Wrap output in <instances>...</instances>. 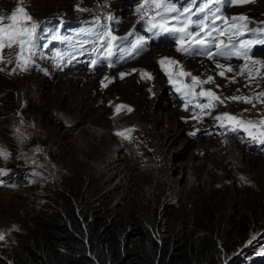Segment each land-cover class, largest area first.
Instances as JSON below:
<instances>
[{
	"label": "rangeland",
	"instance_id": "1",
	"mask_svg": "<svg viewBox=\"0 0 264 264\" xmlns=\"http://www.w3.org/2000/svg\"><path fill=\"white\" fill-rule=\"evenodd\" d=\"M166 2L177 9H192L191 14L165 15H180L181 21L190 24L189 32L203 25L197 39L211 43L196 49L194 40L186 36V48L210 55H187L177 51L179 45L148 43L144 34L151 26L148 21L159 17L155 6L145 0H136L133 6L117 0H24L23 4L0 0V26L10 24L8 17L24 7L36 24L35 33L46 24L58 23L40 37L46 40L43 44L65 36L68 49L58 53L47 47L44 58L34 59L37 68L48 69L45 76L17 72L19 65L7 62L21 57L19 48L0 49V90L8 87L12 96L7 101L15 106L13 114L0 117V260L27 240L35 216L69 201L96 227L117 229L131 245L144 244L147 233L162 245L181 238L198 241L206 234L218 251L216 255L205 253L204 264H214L212 259L215 264H264V145L253 141L255 156L233 144L243 162L236 166L229 154L222 153V160L214 158V152H227L228 147L199 136L188 137L193 125L183 127L175 140L169 138L171 124L185 117L197 119L203 113L215 127L228 123L227 118L216 119L221 111L257 125L264 119V44L254 43L248 57L216 54L220 41L264 38V0H207L210 10L203 12L199 8L205 0ZM142 4L144 10L137 12ZM130 23L132 33H142L144 48L129 61L112 65V72L107 71L112 77L97 76L106 71L93 65L95 54L105 49L102 41L108 37L104 34L120 38ZM168 24L179 26L171 19ZM156 47L170 50L169 54L155 55L160 51ZM237 50L243 52L239 45L233 52ZM164 57L178 63L166 61L162 66L159 61ZM198 57L199 61L192 59ZM141 61L152 68L138 65ZM168 66L175 68L166 77V88L173 94L168 99L174 103L165 106L164 98L156 96L162 93V82L153 93L148 82L161 78L160 72ZM69 72L89 73L92 83H80L77 77L79 82L73 83ZM192 77L198 78L194 87ZM209 77L210 82L201 83ZM208 91L219 99L201 95ZM2 104L0 100V112ZM144 104L146 115L153 118L145 119ZM172 116L176 121L171 122ZM148 134L156 138L154 145L147 141ZM159 147L177 168L171 172L177 191L161 183ZM188 161L195 170L188 167L181 173V165ZM10 176L16 177L11 186L5 183Z\"/></svg>",
	"mask_w": 264,
	"mask_h": 264
},
{
	"label": "trees",
	"instance_id": "2",
	"mask_svg": "<svg viewBox=\"0 0 264 264\" xmlns=\"http://www.w3.org/2000/svg\"><path fill=\"white\" fill-rule=\"evenodd\" d=\"M0 91L5 118L15 106L7 101L8 87ZM63 206L35 216L27 240L0 264H204L205 253L218 251L206 234L198 241L181 238L162 245L147 233L144 244L131 245L117 229L96 227L71 202Z\"/></svg>",
	"mask_w": 264,
	"mask_h": 264
},
{
	"label": "snow or ice",
	"instance_id": "3",
	"mask_svg": "<svg viewBox=\"0 0 264 264\" xmlns=\"http://www.w3.org/2000/svg\"><path fill=\"white\" fill-rule=\"evenodd\" d=\"M21 4L24 3V0H19ZM219 2V0H217ZM230 2H239L244 3L247 2V0H230ZM145 4H151L154 5L157 9L155 16L159 17V20H155V18L150 19L148 23L151 25L148 28L149 32H153L154 29H158L160 33H184L185 36L191 37L195 42V48L200 49L201 46L207 47L208 44L211 43L210 40L206 39H197L199 36L200 31H204V26L200 25V28L197 32H189L188 29V23L180 20V15L168 17L165 14L166 13H180L181 15L185 12L191 14L192 9L184 8V9H177L176 6L172 3L166 2V0H145ZM144 4H142L140 7L137 8V12H142L144 10ZM205 9L210 10V5L205 0L204 7H200L199 11L203 12ZM219 11V9H217ZM23 18V23H20V19ZM8 19L11 21L10 24L6 26H0V49H3L5 47L11 49L14 46L19 48V53L21 56L30 49V47H35L34 44V33L36 29V24L32 22V17L30 14H28L25 11L24 7H19L13 11V13L8 17ZM111 19V17H110ZM169 19L174 20L177 25L179 26H169L168 22ZM235 20L236 18H232ZM240 19H245V17H240ZM0 20H3V17H0ZM235 27V25H233ZM221 33H223V30H220ZM237 32L239 33V29H237ZM155 34V33H154ZM104 35H107L108 39L106 41H102V46L108 50L113 47V42L118 39L123 38H117L116 36L111 35V33H106ZM207 37H211V31H208L206 33ZM183 39L184 37H181V43L182 46L177 49V51L184 52L187 55H194V54H209V53H201L200 51L189 50V48L183 47ZM261 43L264 44V39H260L259 41H229V44H224L223 41H220L216 47L218 48L217 55L220 56H231L233 54L235 55H242L245 57H248V53L250 48L254 43ZM146 43V41L139 37L136 40L135 45H133L134 48H141V46ZM237 45H239L240 49H243V52H240L237 50L235 53L233 52V49L237 48ZM108 55L111 56V51L108 52ZM210 55V54H209ZM250 58V57H249ZM169 64H177L178 62L175 60H172L168 57L162 58L159 63L163 66L165 62ZM28 62L27 58H24V63L26 64ZM95 64V61H93ZM253 63H261L260 61H253ZM218 67L223 68L224 65H218ZM228 71H231V69H228ZM123 73H121V77H123ZM147 75V74H145ZM183 75H191L190 73H183ZM220 75H224L223 72L220 73ZM150 78V77H149ZM193 79V87L195 86V82L197 81V77H192ZM212 80V77L208 78V81H201V83H207ZM179 91V89H177ZM201 95H207V96H214V93L211 91L207 93H201ZM262 96H264V93H261ZM216 99H219L216 97ZM232 99H245L247 98H241V97H233ZM222 102V101H221ZM250 102V101H248ZM200 107H208V105H200ZM223 118H227L229 120H235L236 118L233 116H230L229 114L225 113L223 114V117L217 116V120H222ZM238 124L244 125L243 130L247 132L248 136L253 141H258L260 144L264 145V119L258 122L257 124H254L252 121L243 122V121H237ZM237 129L233 128L232 131L235 132ZM117 135H123V133H117ZM190 135H195V133H191ZM6 158V153L4 154ZM0 239H3L2 236H0Z\"/></svg>",
	"mask_w": 264,
	"mask_h": 264
},
{
	"label": "bare ground",
	"instance_id": "4",
	"mask_svg": "<svg viewBox=\"0 0 264 264\" xmlns=\"http://www.w3.org/2000/svg\"><path fill=\"white\" fill-rule=\"evenodd\" d=\"M125 27H126V24H124V27H123V29L125 30ZM129 30H126L125 32L127 33V34H129V35H131L132 36V40L136 37V38H139V37H142V33H132L131 32V30H132V28H133V26H132V23H130V25H129ZM130 31V32H129ZM143 38V37H142ZM157 48V47H156ZM156 48H153L152 50H153V53H155L154 52V50L156 49ZM158 50H160V51H158L157 53H155V55H158V56H160L161 54H163L164 53V55H168L169 53H168V51H170V50H168V51H165V49L166 48H163V49H161V48H157ZM154 55V54H153ZM193 60H195V61H199L200 60V58L198 57V58H192ZM148 62V60H145V62ZM145 62L144 61H141L138 65H140V66H142V67H150V68H152L151 66H150V64L148 63V64H145ZM102 68L103 69H105L106 71L104 72V71H102V72H99V74L97 75V76H102V75H105V76H110V77H112L113 75L111 74V73H109V72H112L111 70V65H105V64H103L102 65ZM149 68V69H150ZM174 69L175 68H173V66H168L167 67V69H163V71L162 72H160L161 73V78H159V77H156L155 78V80L154 81H150V82H148V84L150 85V92H155V90H156V88L157 87H159L160 86V82H162V84L161 85H163V88H161L162 89V93H161V95H158V94H156V96H159V98H164V105L166 106L167 104H172V103H174L173 101H170L168 98H170V96L171 95H173L172 94V91H171V89L170 90H168L167 88H166V85H169V83L167 82V80H166V77H169L170 76V74L171 73H173L174 72ZM67 71H70L69 69H67L66 70V72ZM107 71H109V72H107ZM165 72V73H164ZM69 74H70V76L71 77H73L74 76V78L75 77H77V79H81L80 80V83H84V82H86L85 84L87 85V84H91L92 82H90L91 81V78H92V75L91 74H89V73H85V74H83V73H81V72H76L75 74H72V73H68L67 74V76H69ZM166 75V76H165ZM71 77H68L69 79H71V82H73V83H77V82H79L76 78L75 79H72ZM179 77V76H178ZM117 79V75H116V78H115V80ZM164 82V83H163ZM165 84V85H164ZM67 91V90H66ZM68 91H70V90H68ZM149 92V93H150ZM209 92V91H208ZM207 93V92H206ZM213 93V92H212ZM70 94H72V91H71V93ZM153 95H155V94H153ZM208 98H210L211 100H216V96H215V94H214V96H212V97H210V96H207ZM146 99H148V98H146ZM148 100H150V101H152L153 102V100H155V99H153V98H150V99H148ZM251 102H254V104H256L255 103V101H254V99H253V97H251ZM160 102V100L159 101H155L154 102V104L155 105H158V103ZM149 104V103H148ZM153 104V103H152ZM144 107H145V113H144V117H145V119H149V118H153V115L152 114H150L149 115V117L146 115L147 114V112H146V105L144 104L143 105ZM143 106L141 107V109L143 108ZM225 113H227V112H223V111H221L220 113H218V115H223V114H225ZM228 114V113H227ZM171 116V115H170ZM143 117V116H142ZM173 117V119L171 120V122L172 121H176L175 120V117L174 116H172ZM181 121V120H180ZM176 121V123L174 122V124H171V129L173 130V133L172 134H170L169 135V138L171 139V138H174V140H175V138H177V137H179L181 134H182V128L183 127H187V126H191V125H193V128H190L189 130V134H187V136L188 137H190L191 139L192 138H196L197 136H199L200 138H203V139H208L209 141L210 140H212V141H216V142H219L221 145H223L224 147H228V151L227 152H222L221 150H217L216 152H214V158L215 157H217V158H219L220 160H222V153H223V155H225V154H229V156H231L233 159L231 160L232 162H235L236 161V163H235V165L236 166H240L243 162L241 161L242 159H241V156L239 155V153L234 149L235 147H234V145H233V138H236V139H238V138H243V131H241L240 133H239V135L236 137L235 135H228V134H222V133H220L218 130H214L213 128H211L212 126H211V124H210V122H211V118H209L208 116H204V117H202V118H200L199 117V119H193V118H191V117H185L184 118V121ZM243 122H245V124H246V122H248V121H243ZM66 126V125H65ZM244 126V125H243ZM169 127V126H168ZM181 127V128H180ZM168 129V128H167ZM196 129H201L202 131H205V132H202V133H200V134H197L196 132H195V130ZM210 129V130H209ZM191 133H195V135H190ZM168 139V138H167ZM122 141V140H121ZM147 141L149 142V143H154L155 141H157L156 140V138H154L153 136H151L150 134H148V137H147ZM124 142V141H123ZM154 145V144H153ZM158 149V148H157ZM161 149H162V147H159V153L156 155V157L157 158H160L159 159V162H162L163 164L161 165V168H159L160 169V173H161V183H162V181H163V183H166V184H168L169 185V187H171L172 186V190L173 191H177V186H175V178L174 177H172V174H171V172L174 170V169H177V168H175V166H174V163H173V161H172V159L171 158H169V157H167V155H166V153L165 152H162L161 151ZM154 150H155V148H154ZM156 152H157V150H155ZM220 162H223V161H220ZM189 164H191V166L189 165ZM193 164L194 163H190L189 161L188 162H185V163H183L182 165H181V173L183 172V170L185 169V168H191L192 170L194 169V167H193ZM225 164V163H224ZM107 165V164H106ZM217 165V164H216ZM219 165H221V164H219ZM218 165V166H219ZM236 166H233L234 168L236 167ZM153 167V166H152ZM229 167V166H228ZM112 168V167H111ZM195 170V169H194ZM197 170V169H196ZM150 171V170H149ZM185 171V170H184ZM234 177V176H233ZM251 179V178H250ZM179 191V190H178Z\"/></svg>",
	"mask_w": 264,
	"mask_h": 264
},
{
	"label": "clouds",
	"instance_id": "5",
	"mask_svg": "<svg viewBox=\"0 0 264 264\" xmlns=\"http://www.w3.org/2000/svg\"><path fill=\"white\" fill-rule=\"evenodd\" d=\"M40 74V73H39ZM42 75V74H40ZM43 76V75H42ZM212 128V127H211ZM229 135V134H228ZM233 144H237L238 146H240L244 151L246 152H250L252 153L253 155L256 156V153H257V147H248L246 145H243V140L242 139H236V138H233ZM6 180V184L8 185H12L15 181H16V177L15 176H10L8 177Z\"/></svg>",
	"mask_w": 264,
	"mask_h": 264
}]
</instances>
